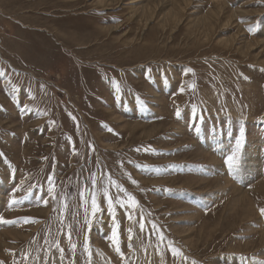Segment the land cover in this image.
Segmentation results:
<instances>
[{
	"label": "rangeland",
	"instance_id": "374dc122",
	"mask_svg": "<svg viewBox=\"0 0 264 264\" xmlns=\"http://www.w3.org/2000/svg\"><path fill=\"white\" fill-rule=\"evenodd\" d=\"M0 153V264H264V0H0Z\"/></svg>",
	"mask_w": 264,
	"mask_h": 264
},
{
	"label": "snow or ice",
	"instance_id": "6c2138e0",
	"mask_svg": "<svg viewBox=\"0 0 264 264\" xmlns=\"http://www.w3.org/2000/svg\"><path fill=\"white\" fill-rule=\"evenodd\" d=\"M177 116H179V112H177ZM0 155H3L2 153H0ZM235 159V157H234ZM51 180V178H49ZM133 184H135L136 182L135 181H131ZM113 184L114 187H117L119 189L120 192H124L125 190L121 187H119L118 185H115L114 182H111ZM92 184H93V188L95 189V184H96V180H95V177H93V180H92ZM54 193V188H50L49 189V194L50 195H53ZM81 195L83 196V193H81ZM92 198H91V208H92V215L95 216V214L100 211V207L97 203V194L95 191L92 192L91 194ZM103 196H104V199L107 201V204H108V209H109V214L113 217V230H112V236L110 237V239L112 240L113 244L117 245V252H119V247H118V244H119V240H118V234H117V225L115 224V212H114V209H113V204H118L120 205L121 207H124L125 204H127V206L129 208H136L138 206L137 202L135 201V199L131 196V195H127V199L126 200H122L120 199L119 197H116L115 199L109 195V191L107 188H104L103 189ZM54 195H53V199H54ZM12 203H15V201H13ZM45 204H47V201L45 200L44 201ZM260 214L262 216H264V208H261L260 210ZM128 218L131 220L133 219V216L132 215H129ZM26 222H29V221H26ZM0 223H10L9 221H4L2 218H0ZM140 229L141 231H143L144 229V224L143 223H140ZM129 239H131V236H129ZM162 239V237H161ZM72 248L74 249L75 248V245H72ZM63 250H61L62 252ZM85 251L87 252L88 251V248H87V241H85ZM174 254H175V250H173ZM63 258V257H61Z\"/></svg>",
	"mask_w": 264,
	"mask_h": 264
},
{
	"label": "bare ground",
	"instance_id": "6f19581e",
	"mask_svg": "<svg viewBox=\"0 0 264 264\" xmlns=\"http://www.w3.org/2000/svg\"><path fill=\"white\" fill-rule=\"evenodd\" d=\"M211 161H212V160H211ZM213 161L215 162V160H213ZM250 165H251V163L249 164V167H250ZM254 166H255V165H254ZM254 166H252V167H254ZM252 167H251V168H252ZM254 168H256V167H254ZM250 170H251V169H250ZM255 171H256V170H254V169L252 170L253 173H254ZM252 172H251V174H252ZM257 175H258V174H257ZM256 180H257V178H256ZM261 181H262V180H261ZM261 181H260V182H261ZM262 182H263V181H262ZM225 186H226V185H225ZM230 191H231V190H230ZM242 193H243V192H240V191L237 193V197H236V199H235V202H239V196L242 195ZM230 199H231V198H230ZM232 199H233V198H232ZM242 203H243V202H242ZM247 203H248V202H247Z\"/></svg>",
	"mask_w": 264,
	"mask_h": 264
}]
</instances>
